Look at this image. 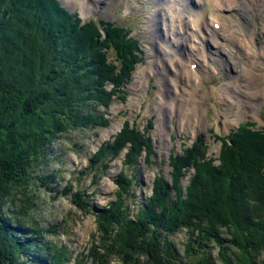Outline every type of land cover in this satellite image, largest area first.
Wrapping results in <instances>:
<instances>
[{"label":"trees","instance_id":"1","mask_svg":"<svg viewBox=\"0 0 264 264\" xmlns=\"http://www.w3.org/2000/svg\"><path fill=\"white\" fill-rule=\"evenodd\" d=\"M132 32L111 21L85 22L59 0H0L2 264H17L25 249L31 250L29 241L3 220L7 206L19 204L20 212L12 211L22 216V225L35 224L30 231L34 238L53 234L39 222L27 221L37 207L30 189H38L37 182L46 186L48 179L55 180L38 174L54 141L71 131L107 127L114 102H126V87L143 61L141 40ZM148 127L153 129V121ZM139 129L126 122L80 173L91 174L98 185L110 163L127 151L115 180L114 201L94 211L97 234L88 255H80L77 263L264 264V126L248 122L228 137H218V160L208 157L206 139L198 135L180 155L170 156V184L156 175L152 195L132 216L127 203L135 198L132 171L143 154L147 168L157 156L149 133ZM73 189L69 181L64 194L78 210L91 214L87 190L73 194ZM179 230L191 235L184 244L185 262L169 240ZM215 244L219 250L214 259L209 246ZM46 251L43 264H67L71 258L66 246L48 243L40 253Z\"/></svg>","mask_w":264,"mask_h":264},{"label":"rangeland","instance_id":"2","mask_svg":"<svg viewBox=\"0 0 264 264\" xmlns=\"http://www.w3.org/2000/svg\"><path fill=\"white\" fill-rule=\"evenodd\" d=\"M59 1L62 6L72 13H78L84 21L92 18L116 21L121 25L134 29L133 36L141 40L142 43L143 61L137 66L131 83L126 87L128 95L126 102L116 100L109 109L106 116L109 121L107 127L98 130L82 131L79 129L71 131L54 141L47 148V150L49 149L48 157L39 167L38 174L47 178L55 176V180L48 179L46 186L37 182L36 186L40 188L30 189L37 196V207L32 211L27 221L39 222L41 227L50 228L53 234H45L40 238H34L30 231L35 229V224L32 225L29 222V225H22V221H24L22 216L12 211L20 212L19 204L16 203V205L6 207L3 220L8 225H13L11 227L16 230L15 233L19 237L29 241L27 244L30 245L31 249H25L23 257L18 260L17 264L45 263L49 253L47 251L40 253V251L48 243H51L52 246L67 247L71 256L67 264H78L77 261L80 259V255H88L92 247L93 236L97 234L94 211L106 207L114 201L117 189L115 180L122 173L123 161L127 151H124L116 160L110 163V168L107 170L106 175L100 179L98 185H94V178L91 174L81 176L80 173L86 169L87 162L101 145L115 139L123 130L126 122L132 126L133 124L139 126L142 133H149L151 143L157 153L153 166L145 167L143 154L138 161L136 170L132 171V174L135 172L136 175L135 198L131 196L127 201L132 216L137 214L138 209L145 205L146 200L152 195V184L156 175L164 176L170 184V173L172 171L169 161L170 156L172 154L180 155L181 150L191 146L198 135H204L206 139L208 157L218 160L221 152V142L218 137L226 138L237 131L239 126L248 122L255 123L257 128L264 126V103L262 106L260 105L261 102H264V26L259 24L262 17H258L256 22L248 18L245 26L254 24L255 29L254 35H251V32L247 34L248 38L253 40L251 48L254 52L251 53L252 51L248 47L246 48L240 44L239 53H241V58L238 57V49L235 44L232 51L235 55L237 54L238 59L234 58L230 52L222 54L223 51L215 56L214 53L217 49L213 48V40L208 39L209 41L203 52L206 58L202 59L201 57L200 59L206 61V66L209 69V75L201 79L200 84L202 92L206 89V96L203 101L196 96L192 108L189 105L190 103L185 102L189 96L188 92L183 91L185 89H182L181 84L175 79L177 69L182 71V68L186 70L190 68L186 59V55L190 53L189 42L185 37L178 34L174 37L176 42L183 41L184 46L181 43L175 45L170 39L162 42L164 45L173 48V50L167 49L169 54L166 56L167 61L173 59V62H179L180 58L186 60L181 65L169 62L167 78L161 76L159 67L157 68L154 63L158 61L159 57L157 56V47L159 46L156 45L155 39L160 40L158 35L153 34L157 25L156 21L159 20L156 14L157 3L155 0H104L102 4H96L94 3L96 1H94L93 11L88 14L83 10L84 3L87 0ZM166 3L171 4L173 10H178L177 20L183 22V24L180 25L178 22L175 25L179 26L180 29L186 24L185 20L180 19L191 15L189 19L192 20L197 14L204 13L196 8L188 7L183 0H169ZM257 22L258 24H255ZM219 25L222 27L221 24ZM206 26H208L207 22ZM194 28L197 27L190 24L186 27V30L195 32ZM207 37L210 36L206 35ZM193 41L194 39L191 43ZM260 41L261 43H259ZM257 55L260 58L258 63L256 61ZM210 58L214 59L211 63ZM224 63H229L234 71L226 69ZM235 72L243 76V90L246 94H238L232 91L229 93L223 90V86L228 84L230 78L236 76ZM175 102L180 106L176 105V109L171 108L169 110ZM150 121L154 123L152 130L148 127ZM216 164L219 165V162L216 161ZM193 173L194 170L192 169L183 180V186L188 185ZM69 181L73 182V194L78 189L87 190V195L91 197L89 204L91 214L78 210L72 204L71 198L64 194V189ZM47 187L51 190H48ZM9 221H12V224ZM23 226L25 228V230L23 229L24 232L21 231ZM190 236V233L186 230H179L169 238L177 250L176 255L184 262L187 260L184 253V244L191 238ZM222 237L224 240L229 238L226 233ZM32 242L34 243L31 244ZM209 247L213 249V258L215 259L219 246L215 244L214 247L212 245ZM39 257L42 258V262L38 260ZM87 264H89L88 259ZM113 264L122 263L116 260Z\"/></svg>","mask_w":264,"mask_h":264},{"label":"bare ground","instance_id":"3","mask_svg":"<svg viewBox=\"0 0 264 264\" xmlns=\"http://www.w3.org/2000/svg\"><path fill=\"white\" fill-rule=\"evenodd\" d=\"M168 1L169 0H155V2L157 3L156 14L159 20L156 21L157 25L153 34L158 35V38L161 40V42L160 40L155 39L156 45L159 46L157 47V56L159 57H158V61L154 63L157 65V68L159 67L160 70L159 72L161 76L163 78H167L169 74L167 73V69H168L167 66L169 62L175 63L177 65L179 64L181 65V63L183 64L184 62H186V60L180 58L179 62H173V59L172 61H170V59L169 61H167L166 60V56L168 54L167 52L169 49L173 50V48L164 45L162 42L170 39L171 41L174 42L175 45L181 43L182 46H184L183 41L176 42L175 40L176 38L174 39V37H176V34H178L179 36L183 35V37H185V39L189 42L188 47L190 49V53L186 55V59L187 62L189 63L190 68H188L187 70L182 68V71L177 69L175 74L176 77L175 79L181 84L180 85L181 88L183 87L182 89H185L183 91L188 92L187 94H189V96L186 98L185 102H187V104L190 103L189 105L193 108L194 105L193 102L195 101L196 96L197 98L200 97L201 101H203L204 97L206 96V89H204L202 92L200 87L202 81L201 79L209 75V69L206 66V61L200 60L201 57L202 59L206 58V56L203 55L205 45L207 46L209 40L211 39L213 40V48L217 49L216 52L214 53L215 56H218V53L223 51L222 54L230 52L234 56V58H237L236 56L237 54L238 57L241 58V53H239L240 44L246 48L248 47L250 51H252L251 53H253L254 50L253 48H251V44L253 40L248 38L247 34L248 32H251V35H254V30H255L254 24L247 26L245 25L248 22V18H251L256 22L258 17H262L260 19L259 24L264 26V0H183L188 7L196 8L197 10L203 11L204 13L201 15L197 14L196 16H194V19L192 20L189 19L191 15L190 16L188 15L184 19H180V20H185L186 23L181 29L179 26L175 25L176 23L178 24V22L180 23V25L183 24V22L177 20V17L179 16V12L178 10H173L172 5L166 3ZM93 2L96 4H102L104 3V0L85 1L83 10L86 14L93 11L92 8ZM210 21L211 22L213 21L212 23L213 26L214 24H221L222 27L220 31L214 30L212 26L210 27ZM206 22L208 26H206ZM190 24L191 26L197 27L193 29L195 32L186 30V27L190 26ZM255 24H258V22ZM206 35L210 37L206 38ZM192 39H194V41L191 43ZM259 43H261V41ZM234 46L237 47L238 49L236 55L232 51ZM170 58L172 57L170 56ZM229 58L232 61H234V59H232L231 57ZM210 59H211L210 63L214 61L213 58ZM259 59L260 58H258L257 55L256 57L257 63L259 62ZM193 65H197V69L194 71L191 69V66L193 67ZM224 67L226 69L233 70L229 63H224ZM235 74L236 76H232L228 84L223 86V90L229 93L232 91L238 94H246L245 91L243 90V83H244L243 76L239 75L238 72H235ZM245 74L247 75L248 73ZM263 103L264 102H261L260 105L262 106ZM176 105L180 106V104L175 102L170 106L169 110H171V108L174 109Z\"/></svg>","mask_w":264,"mask_h":264},{"label":"water","instance_id":"4","mask_svg":"<svg viewBox=\"0 0 264 264\" xmlns=\"http://www.w3.org/2000/svg\"><path fill=\"white\" fill-rule=\"evenodd\" d=\"M0 264H2L1 255H0Z\"/></svg>","mask_w":264,"mask_h":264}]
</instances>
